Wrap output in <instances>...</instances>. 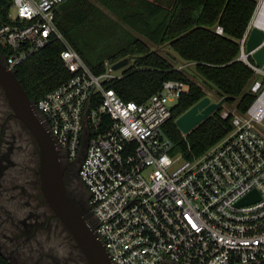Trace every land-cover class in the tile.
Returning <instances> with one entry per match:
<instances>
[{"label": "built area", "instance_id": "built-area-1", "mask_svg": "<svg viewBox=\"0 0 264 264\" xmlns=\"http://www.w3.org/2000/svg\"><path fill=\"white\" fill-rule=\"evenodd\" d=\"M68 0H12V24L0 26L12 71L55 40L72 78L34 108L61 157L78 165L88 194L87 217L112 264H264V64L247 44L264 32V0L256 8L238 59L257 75L255 100L234 112V129L204 155L174 153L165 126L190 85L169 80L147 102L123 100L105 81L120 77L113 64L96 75L57 26ZM224 35L222 25L214 28ZM224 113L223 117H227ZM0 264H9L0 260Z\"/></svg>", "mask_w": 264, "mask_h": 264}, {"label": "trees", "instance_id": "trees-1", "mask_svg": "<svg viewBox=\"0 0 264 264\" xmlns=\"http://www.w3.org/2000/svg\"><path fill=\"white\" fill-rule=\"evenodd\" d=\"M255 8V0H68L59 8L56 22L96 75L105 72L106 62L114 65L123 59H131L132 63L120 77L103 83L125 101L143 104L159 93L169 80L190 85L189 92L182 95L173 108L165 130L174 144V153L193 160L227 136L234 129V112L246 114L255 100L250 88L257 75L238 59L239 41ZM11 13L12 0H0V26L13 23ZM217 25L223 26L224 35L215 32ZM166 45L186 62L185 67L178 69L156 49ZM63 49L62 41L55 40L14 69L33 104L72 78L61 58ZM9 53L10 49L0 44L3 64ZM188 65H193L195 75L209 83L218 101L225 98L226 102L185 135L178 129L177 119L208 97L206 89L188 73ZM226 107L228 111H225ZM224 113L228 116L223 117ZM24 128L31 135L25 125ZM32 141L36 148L34 168L38 183L37 188L35 183L31 186L33 205L38 204L43 217H52L53 212L40 192L39 150L33 137ZM18 149L22 150L20 146ZM54 222L61 224L53 218ZM68 235L82 255L83 263L88 264L72 236ZM0 260L13 264L1 252Z\"/></svg>", "mask_w": 264, "mask_h": 264}, {"label": "rangeland", "instance_id": "rangeland-1", "mask_svg": "<svg viewBox=\"0 0 264 264\" xmlns=\"http://www.w3.org/2000/svg\"><path fill=\"white\" fill-rule=\"evenodd\" d=\"M11 14L15 15L14 10ZM156 49L178 69L186 66V62L168 45ZM3 60L0 55V63ZM127 67L116 73L121 75ZM187 71L195 82L206 89L208 97L218 102L209 83L195 75L194 66L188 65ZM5 99L0 87V252L13 264H84L82 255L62 223L58 225L54 222L50 227H44L43 224L38 229L28 225L32 221L29 215L39 213L38 204L33 205L34 191L31 189L33 183L36 188L38 184L35 182L34 168L36 148L32 141L33 136L24 128L23 122L10 116L12 110ZM228 109L226 107L225 111ZM261 132L264 134V128H261ZM19 146L22 150L18 149ZM61 162L64 167L66 160L61 157ZM78 165L77 162L71 168L75 170L74 180L79 184L76 176ZM35 192L38 193V189ZM42 219L46 220V216Z\"/></svg>", "mask_w": 264, "mask_h": 264}, {"label": "water", "instance_id": "water-1", "mask_svg": "<svg viewBox=\"0 0 264 264\" xmlns=\"http://www.w3.org/2000/svg\"><path fill=\"white\" fill-rule=\"evenodd\" d=\"M264 39V32L253 29L247 49L252 51ZM258 66L264 64V46L254 54ZM131 64V59H123L113 65L118 71ZM0 87L12 110L11 116L19 119L28 128L39 148L38 176L40 190L45 203L70 233L80 248L88 264H112L109 253L91 226L87 215L71 198L65 180V169L53 136L48 132L36 112L28 93L14 71L0 63ZM226 99L218 102L206 97L184 113L176 121L178 129L185 135L192 132L205 119L220 109Z\"/></svg>", "mask_w": 264, "mask_h": 264}, {"label": "flooded vegetation", "instance_id": "flooded-vegetation-1", "mask_svg": "<svg viewBox=\"0 0 264 264\" xmlns=\"http://www.w3.org/2000/svg\"><path fill=\"white\" fill-rule=\"evenodd\" d=\"M11 116V114H10ZM75 163L66 161L64 163V169H65V180H66V186L67 190L71 196V198L81 207V209L84 212H88V194L84 189V186L82 184H78L74 180L75 172L71 168ZM44 218L42 214H30L29 219L32 220L31 222H28V225H32L35 229H38L44 224V227H50L51 223L53 221L52 217H47L46 220L42 219ZM55 219V218H54Z\"/></svg>", "mask_w": 264, "mask_h": 264}]
</instances>
